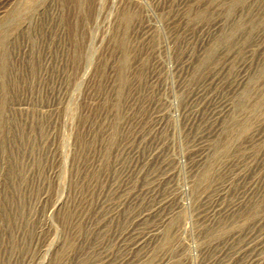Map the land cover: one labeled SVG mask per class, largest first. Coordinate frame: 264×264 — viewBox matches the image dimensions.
Wrapping results in <instances>:
<instances>
[{
	"label": "rangeland",
	"instance_id": "1",
	"mask_svg": "<svg viewBox=\"0 0 264 264\" xmlns=\"http://www.w3.org/2000/svg\"><path fill=\"white\" fill-rule=\"evenodd\" d=\"M0 4V264H264V0Z\"/></svg>",
	"mask_w": 264,
	"mask_h": 264
},
{
	"label": "bare ground",
	"instance_id": "2",
	"mask_svg": "<svg viewBox=\"0 0 264 264\" xmlns=\"http://www.w3.org/2000/svg\"><path fill=\"white\" fill-rule=\"evenodd\" d=\"M0 6H1V4H0Z\"/></svg>",
	"mask_w": 264,
	"mask_h": 264
}]
</instances>
